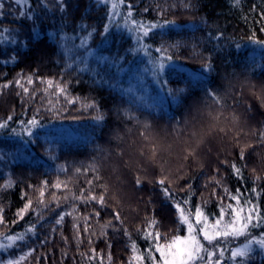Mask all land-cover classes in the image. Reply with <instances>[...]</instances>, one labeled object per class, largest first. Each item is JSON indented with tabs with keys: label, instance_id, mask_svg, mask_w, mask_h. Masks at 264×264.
Masks as SVG:
<instances>
[{
	"label": "trees",
	"instance_id": "obj_1",
	"mask_svg": "<svg viewBox=\"0 0 264 264\" xmlns=\"http://www.w3.org/2000/svg\"><path fill=\"white\" fill-rule=\"evenodd\" d=\"M0 4V244L25 236L0 264H150L155 233L185 236L176 204L210 223L264 217V0H124L136 24L163 25L142 51L125 29L101 35L109 4Z\"/></svg>",
	"mask_w": 264,
	"mask_h": 264
},
{
	"label": "snow or ice",
	"instance_id": "obj_2",
	"mask_svg": "<svg viewBox=\"0 0 264 264\" xmlns=\"http://www.w3.org/2000/svg\"><path fill=\"white\" fill-rule=\"evenodd\" d=\"M14 2L17 5H21L22 3H26L27 0H14ZM57 2L60 4L61 11H63L64 10L63 0H57ZM94 2L97 4L111 3L112 9L109 12L110 18L120 15V13L116 10L118 5L114 2V0H94ZM234 2L238 4L239 0H234ZM119 3L123 4L124 0H119ZM188 6L189 5H185V7H188ZM2 7L3 5L0 4V8ZM131 7H132L131 5L128 6V13H127L126 20L127 18H130L132 15ZM146 10L147 9H145V11ZM21 15H24L23 10H21ZM28 18H31V17H28ZM132 22L136 24L135 21H132ZM165 23H174V22L166 21ZM159 27H163V25L158 24V23L150 24V25L136 24V30L139 32H142L144 36H147L152 29L159 28ZM109 30H110V25L105 24L104 32L101 33V35H105L106 33L109 32ZM3 31L6 33L9 30L4 29ZM89 35H91V33H89ZM39 36H40L39 32L33 29L31 39L36 40L39 38ZM10 42L16 43L15 39H13ZM254 42L264 44V42H261V41H254ZM83 45H84V40H82L81 42V46ZM157 51H160L163 53L165 50L157 49ZM15 58H16L15 54H13L9 58V61L15 60ZM161 59L162 60L170 59V57L163 56ZM163 66H164L163 63H161L160 67L163 68ZM205 67H210V65L206 64ZM28 82L29 83L32 82L31 78H29ZM16 83L19 84V81H16ZM49 84L51 85V81H49ZM3 87L6 88L8 87V85L5 84L3 85ZM24 91L27 92V89L25 88ZM217 102H219L218 99H217ZM8 119L11 120V116H9ZM96 119L99 120V119H102V117L97 116ZM28 124L35 126L36 121L34 119L30 120L28 121ZM5 127H7L6 122L0 123V129H3ZM261 136L264 137V133H261ZM241 159H243V151L241 152ZM233 168L235 172L239 174L240 170L236 168L235 165H233ZM137 183H139V180L137 181ZM159 183L163 184V181H159ZM9 186H11L10 182L9 184L5 185V187H9ZM57 187H59V185H57ZM163 191L165 192L166 197H169V198L171 197V193L169 192L168 189H163ZM89 199H96V197L89 196ZM233 199H238V196L233 197ZM100 202L101 204H103V197L100 198ZM29 206H30V202L26 203L24 206V209L20 210L18 215H22V213L26 211L29 208ZM175 207L177 209V212L180 214L181 222L187 224L189 235L183 238L177 236L171 243H169L166 246H162L158 243L160 239V234L158 232L155 233L156 250L160 252V256H161V259L163 260V264H206V262L207 264H221V259L219 258L213 261L214 252L206 248L204 244H202L201 241L197 238L198 235L200 234L203 235L204 240H206L210 245H213V241H217L219 238L236 239L240 236H244L246 239V243L242 247L231 249V259L233 261H236L237 258H240L241 260H243L244 258L248 257L250 252L252 251L253 245H257L261 249H264V233H262L260 237L251 236V238H249L250 236L249 227L250 226L257 227L261 223H264V217L260 215L259 209L257 207H253L252 209H249V213L246 217L238 216L237 219L230 220L227 223H223V224L222 222L224 221V209L222 208L220 218L217 220L216 225L213 226L215 228L214 233H210L207 230V218L205 217L202 221L201 217L203 214L199 208H197V211H196V221H197V224H200L203 222L205 226L197 229L185 216L184 209H182L179 204H176ZM229 207H231V205H229ZM116 218L119 219V216L117 215ZM254 218L256 220L255 224L252 223ZM62 219L63 217L61 216L60 218L57 219L56 223L60 224ZM152 223L154 224L155 221H153ZM34 227L35 226L30 227L27 231L32 232L34 230ZM85 231H87V229H85ZM0 235H3V234H0ZM152 235H153L152 233H148L145 238L148 239ZM4 239L7 240L8 243L0 244V249H6V248L13 247L17 241H23L25 239V236L23 234L4 235ZM213 247H216V245H213ZM133 249H135V244H133ZM147 251L150 256L151 245ZM219 251H220V257L222 258L224 255V250L220 249ZM147 258H148L147 256L137 257L138 260L147 259ZM152 259L154 260V257H152ZM3 264H19V261L18 260H8L6 262H3Z\"/></svg>",
	"mask_w": 264,
	"mask_h": 264
},
{
	"label": "rangeland",
	"instance_id": "obj_3",
	"mask_svg": "<svg viewBox=\"0 0 264 264\" xmlns=\"http://www.w3.org/2000/svg\"><path fill=\"white\" fill-rule=\"evenodd\" d=\"M114 2L118 5L116 10L120 13V15H117V16H115L113 18L109 17L110 28H114V27L117 28L118 27V28H122V29L127 30L131 34L132 40L136 43L137 50L138 51L139 50L142 51V48H143L142 39H143V36H144L143 33L136 30V24H134L130 18H127V20H126L127 15H126V13L123 14V12L121 11L119 0H114ZM108 4H109L110 10H111L112 9V5H111V3H108ZM140 53H142V52H140ZM144 54H145V52L142 53V55H144ZM151 66H152V69H153V75L156 74L155 76H157V73L159 71H161V70L158 71L157 68L152 63H151ZM31 131H33V130H30L27 133L26 136H28ZM21 139L23 140V138H21ZM238 216H242V214H240L239 212H235V215L231 219H228V218L224 217V221L222 222V224L223 223H227L230 220H235V219H237ZM187 219L197 229H199L200 227H204L205 226L203 222L200 223V224H197L196 214L193 217H189V218L187 217ZM201 219L203 221L204 217L202 216ZM216 222L217 221H215L214 223H210L207 220V230L210 233H214L215 228L213 226L216 225ZM184 224H185V227H186V233H185L184 237H186V236L189 235V232H188L187 224L186 223H184ZM241 237L242 236H240V237H238L236 239L219 238L217 241H213V245H216V247H213V245H210L206 240H204V237H203L202 234L198 235L197 238L201 241L202 244H204V246L206 248H208L210 251L214 252L213 261L215 259L219 258V259H221V264H238V262L241 261V259L237 258L236 261H233L231 259V249L242 247L246 243V240H243V241L240 240ZM166 245H168V244H166ZM166 245H162V246H166ZM220 249L224 250V255H223L222 258L220 257V251H219ZM255 249H257L258 251H260L264 255V249H261L257 245H253L252 246V250H255ZM153 252L154 253H152V256L149 258L150 264H163V260L161 259L160 252L156 250V243L154 245ZM154 254H156V257H154ZM152 257H154V260L152 259ZM206 264H207V262H206Z\"/></svg>",
	"mask_w": 264,
	"mask_h": 264
}]
</instances>
